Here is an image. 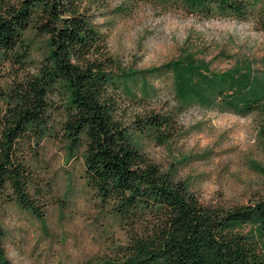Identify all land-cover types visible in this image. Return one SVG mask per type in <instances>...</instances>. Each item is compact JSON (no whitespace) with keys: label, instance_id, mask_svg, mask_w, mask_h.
Segmentation results:
<instances>
[{"label":"trees","instance_id":"trees-1","mask_svg":"<svg viewBox=\"0 0 264 264\" xmlns=\"http://www.w3.org/2000/svg\"><path fill=\"white\" fill-rule=\"evenodd\" d=\"M154 1L252 21L264 33V0ZM82 9V0H0V207L43 218L44 191L30 158L52 138L67 159L81 154L98 210L126 234L101 264H264V197L232 208L205 205L143 149L145 139L172 141L179 115L193 106L264 115V71L243 64L216 73L188 50L157 68L118 71L105 34ZM37 38L46 41L45 56L29 66ZM154 77L172 78L174 105L166 112L148 107ZM4 237L0 228V264H8Z\"/></svg>","mask_w":264,"mask_h":264},{"label":"rangeland","instance_id":"rangeland-1","mask_svg":"<svg viewBox=\"0 0 264 264\" xmlns=\"http://www.w3.org/2000/svg\"><path fill=\"white\" fill-rule=\"evenodd\" d=\"M107 39L118 71H144L196 54L216 73L250 64L264 71V33L252 21L205 18L154 0H82ZM33 63L44 59L36 39ZM34 74V69L29 71ZM157 90L148 107L174 105L171 77L149 80ZM1 84V83H0ZM58 107L61 101H56ZM141 112L142 109L134 110ZM54 118L59 119L57 113ZM177 136L166 145L143 140L144 152L176 181L187 182L205 205L232 208L264 197V115L241 116L193 106L178 117ZM30 158L43 187V218L17 205L0 207L8 264H101L127 242L123 229L98 210L84 176L81 154L67 159L63 143L46 138ZM250 226L241 232L248 233Z\"/></svg>","mask_w":264,"mask_h":264}]
</instances>
